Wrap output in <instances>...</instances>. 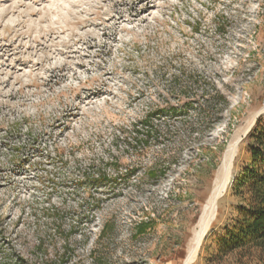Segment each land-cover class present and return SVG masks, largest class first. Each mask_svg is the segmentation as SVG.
<instances>
[{
	"label": "rangeland",
	"instance_id": "obj_1",
	"mask_svg": "<svg viewBox=\"0 0 264 264\" xmlns=\"http://www.w3.org/2000/svg\"><path fill=\"white\" fill-rule=\"evenodd\" d=\"M190 80L225 97L216 119L188 134L189 103L148 133ZM251 120L190 264H264L220 242L264 126V0H0V264H184Z\"/></svg>",
	"mask_w": 264,
	"mask_h": 264
},
{
	"label": "trees",
	"instance_id": "obj_2",
	"mask_svg": "<svg viewBox=\"0 0 264 264\" xmlns=\"http://www.w3.org/2000/svg\"><path fill=\"white\" fill-rule=\"evenodd\" d=\"M190 82L189 85L185 83L180 86L183 90L177 96L186 98L184 102L179 100L181 101L180 106L156 108L148 113V133H154L159 137L169 135V128L158 129L161 126L160 124L170 119L177 121V114L186 113L189 103L197 104L196 109L199 112V117L197 124L186 122L187 124L184 125L188 134L200 131L203 127H208L216 119L218 113L226 105L225 97L214 87L208 92L205 89L206 85H204L205 88L201 87V90L205 98L201 97V100H198V94L191 93L194 96H190L188 90L191 89L190 85L193 87L198 85L199 82L194 80H190ZM160 117H162L160 123L154 125L153 119H160ZM250 140V163L242 170L235 182V194L248 195V198L245 200L246 205L241 206L239 210L241 220L237 221V224L231 230H228L220 241L221 247L226 252H231L246 245L264 246V126L258 125L252 132ZM243 190H246V192Z\"/></svg>",
	"mask_w": 264,
	"mask_h": 264
},
{
	"label": "bare ground",
	"instance_id": "obj_3",
	"mask_svg": "<svg viewBox=\"0 0 264 264\" xmlns=\"http://www.w3.org/2000/svg\"><path fill=\"white\" fill-rule=\"evenodd\" d=\"M253 120H251L250 123L247 125V127L243 130L241 136L235 139L229 145V147L227 148L224 154L223 163L215 177L211 195L205 203V209H204L205 215L203 217V223L201 225V230L198 234L195 244L191 246V249H192L191 256L188 259V261H186L184 264H190L192 262L190 260H192L195 256V253L203 237V234L205 233L207 226L209 224L208 221L210 222L216 215L218 211V203L220 202V199L228 192L231 186V183H232L231 179L233 176V172L237 170V166H236L237 156H238L237 154L239 152L238 148L241 143L238 141H239V138H243L248 133L251 125L253 124ZM207 233L205 235H207Z\"/></svg>",
	"mask_w": 264,
	"mask_h": 264
},
{
	"label": "water",
	"instance_id": "obj_4",
	"mask_svg": "<svg viewBox=\"0 0 264 264\" xmlns=\"http://www.w3.org/2000/svg\"><path fill=\"white\" fill-rule=\"evenodd\" d=\"M245 137V136H244ZM242 140V139H241ZM241 140H239L238 142H240ZM232 181H233V179H232Z\"/></svg>",
	"mask_w": 264,
	"mask_h": 264
}]
</instances>
